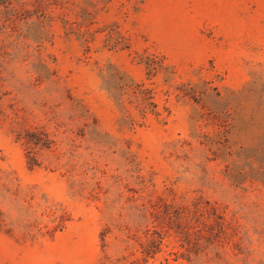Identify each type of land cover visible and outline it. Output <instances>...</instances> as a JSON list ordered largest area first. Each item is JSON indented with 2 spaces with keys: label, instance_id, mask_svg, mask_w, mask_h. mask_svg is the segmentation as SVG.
Listing matches in <instances>:
<instances>
[{
  "label": "rangeland",
  "instance_id": "1",
  "mask_svg": "<svg viewBox=\"0 0 264 264\" xmlns=\"http://www.w3.org/2000/svg\"><path fill=\"white\" fill-rule=\"evenodd\" d=\"M0 264H264V0H0Z\"/></svg>",
  "mask_w": 264,
  "mask_h": 264
},
{
  "label": "trees",
  "instance_id": "2",
  "mask_svg": "<svg viewBox=\"0 0 264 264\" xmlns=\"http://www.w3.org/2000/svg\"><path fill=\"white\" fill-rule=\"evenodd\" d=\"M153 252H155V249H144V255L148 256L149 254H152Z\"/></svg>",
  "mask_w": 264,
  "mask_h": 264
}]
</instances>
